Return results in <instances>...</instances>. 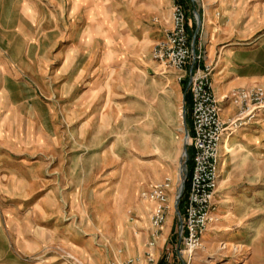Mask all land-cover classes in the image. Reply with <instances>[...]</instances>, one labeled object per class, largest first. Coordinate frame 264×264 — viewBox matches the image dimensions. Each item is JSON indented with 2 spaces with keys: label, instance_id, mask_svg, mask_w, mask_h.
I'll return each mask as SVG.
<instances>
[{
  "label": "rangeland",
  "instance_id": "1",
  "mask_svg": "<svg viewBox=\"0 0 264 264\" xmlns=\"http://www.w3.org/2000/svg\"><path fill=\"white\" fill-rule=\"evenodd\" d=\"M25 3L16 46L0 47V264L137 263L153 207L140 195L167 184L162 264L179 246L191 99L151 53L173 5L195 0ZM252 107L246 156L219 171L217 224L173 264H264V108Z\"/></svg>",
  "mask_w": 264,
  "mask_h": 264
},
{
  "label": "built area",
  "instance_id": "2",
  "mask_svg": "<svg viewBox=\"0 0 264 264\" xmlns=\"http://www.w3.org/2000/svg\"><path fill=\"white\" fill-rule=\"evenodd\" d=\"M193 17L197 24L196 13ZM188 29L185 7L174 4L171 29L152 50V60L158 68L177 73V82L187 85L191 99V135L187 134L192 147L191 170L183 207L184 216L178 228L179 246L172 250L166 249L162 264L181 263L184 258L191 259L200 250L203 236L218 222L215 200L223 142L246 125V118H249L246 117V108L249 104H253L251 113L264 108V88L237 90L231 94L237 115L227 122L221 120L224 100L219 101L212 90L213 67L205 63V51L201 45L196 46L195 40H190ZM167 188V184L156 185L140 195L141 199L153 205L151 236L144 252L147 263L153 262L155 239L165 223ZM123 264L136 262L129 260Z\"/></svg>",
  "mask_w": 264,
  "mask_h": 264
},
{
  "label": "crops",
  "instance_id": "3",
  "mask_svg": "<svg viewBox=\"0 0 264 264\" xmlns=\"http://www.w3.org/2000/svg\"><path fill=\"white\" fill-rule=\"evenodd\" d=\"M195 3L194 9L189 6L186 11L188 34L196 46L203 47L205 63L213 67L212 90L219 101L224 100L220 117L227 122L237 112L230 102L231 94L242 88L264 85V0H195ZM194 13L200 18L197 33ZM31 14L25 0H0V47L16 46L14 42L23 32L21 26L26 25ZM247 135L245 125L223 142L220 172L225 164L229 166L244 159ZM166 241L167 236L155 240L152 263L143 257L136 264H159Z\"/></svg>",
  "mask_w": 264,
  "mask_h": 264
},
{
  "label": "water",
  "instance_id": "4",
  "mask_svg": "<svg viewBox=\"0 0 264 264\" xmlns=\"http://www.w3.org/2000/svg\"><path fill=\"white\" fill-rule=\"evenodd\" d=\"M196 15H197V30H196V33H197L199 31V28H200V18L198 16V14H196ZM185 137H187V131L185 132ZM183 157L185 158V161L183 163V170H182L183 171V179H182V183H181V186L179 189V193L177 196V202H176V210L177 211H178V204L180 202V198L182 197L183 192H184L185 178L187 177L186 162L188 161V153H187L186 145L184 146V149H183Z\"/></svg>",
  "mask_w": 264,
  "mask_h": 264
},
{
  "label": "trees",
  "instance_id": "5",
  "mask_svg": "<svg viewBox=\"0 0 264 264\" xmlns=\"http://www.w3.org/2000/svg\"><path fill=\"white\" fill-rule=\"evenodd\" d=\"M188 166H189V162H188ZM186 185H187V182H186ZM186 185H185V186H186Z\"/></svg>",
  "mask_w": 264,
  "mask_h": 264
},
{
  "label": "bare ground",
  "instance_id": "6",
  "mask_svg": "<svg viewBox=\"0 0 264 264\" xmlns=\"http://www.w3.org/2000/svg\"><path fill=\"white\" fill-rule=\"evenodd\" d=\"M225 248V247H224ZM223 249V248H222Z\"/></svg>",
  "mask_w": 264,
  "mask_h": 264
}]
</instances>
